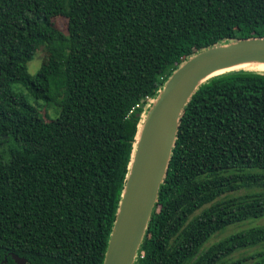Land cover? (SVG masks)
<instances>
[{
	"label": "trees",
	"instance_id": "1",
	"mask_svg": "<svg viewBox=\"0 0 264 264\" xmlns=\"http://www.w3.org/2000/svg\"><path fill=\"white\" fill-rule=\"evenodd\" d=\"M37 14L64 17L65 32ZM255 36L264 0H0V264H101L145 98L194 54ZM242 70L184 105L133 264H264V225L202 248L264 217V72Z\"/></svg>",
	"mask_w": 264,
	"mask_h": 264
},
{
	"label": "water",
	"instance_id": "2",
	"mask_svg": "<svg viewBox=\"0 0 264 264\" xmlns=\"http://www.w3.org/2000/svg\"><path fill=\"white\" fill-rule=\"evenodd\" d=\"M244 65H264V36L236 39L194 54L171 73L156 97L149 101L144 118L137 125L128 172L101 264H133L189 97L208 78L243 69ZM10 258L14 264L26 262L14 254ZM5 261L3 258L1 264Z\"/></svg>",
	"mask_w": 264,
	"mask_h": 264
},
{
	"label": "rangeland",
	"instance_id": "3",
	"mask_svg": "<svg viewBox=\"0 0 264 264\" xmlns=\"http://www.w3.org/2000/svg\"><path fill=\"white\" fill-rule=\"evenodd\" d=\"M37 17H44L46 18L49 23L57 30L61 31V32H65L66 29V19L62 16H58V15H41V14H37ZM48 57V54L46 53V51L43 49V47H39L35 50L34 54L32 55L31 59L26 63V70L27 73L29 74H34L35 71L39 68V66L43 65L46 62V59ZM12 89L13 91H15L17 94H20L22 96H24V98L26 99V101L28 103H30L31 105H33L37 111L40 113L41 117L43 118L44 121H50L52 119L55 118V116L58 113V107L55 104H46L43 103L40 100H36L33 99L32 97H30L26 91L18 84H13L12 85ZM145 110L146 108H143V112L140 115V121L138 124L141 123V121L144 118L145 115ZM244 193L243 191H239L236 193V195L242 194ZM255 225H264V217L260 218V219H256V220H250V221H246L244 223L241 224H237V225H233V226H229L227 228H225L224 230L220 231L219 233L211 236L203 245L202 248H205L207 246H209L211 243L216 242L224 237H226L227 235H229L230 233L251 227V226H255ZM262 246H257L254 248H250L244 251H238L235 252L234 254L231 255L230 259L234 260L237 258H240L242 256L251 254L259 249H261Z\"/></svg>",
	"mask_w": 264,
	"mask_h": 264
},
{
	"label": "bare ground",
	"instance_id": "4",
	"mask_svg": "<svg viewBox=\"0 0 264 264\" xmlns=\"http://www.w3.org/2000/svg\"><path fill=\"white\" fill-rule=\"evenodd\" d=\"M242 68L247 69V70H252V71H260V72L263 71L264 72V65H255V66L244 65ZM146 135H147V130H144L142 137L145 138ZM138 153H140V151Z\"/></svg>",
	"mask_w": 264,
	"mask_h": 264
},
{
	"label": "built area",
	"instance_id": "5",
	"mask_svg": "<svg viewBox=\"0 0 264 264\" xmlns=\"http://www.w3.org/2000/svg\"><path fill=\"white\" fill-rule=\"evenodd\" d=\"M145 101H146V102H149L150 99H149L148 97H146V98H145ZM135 107H138V104H136Z\"/></svg>",
	"mask_w": 264,
	"mask_h": 264
}]
</instances>
